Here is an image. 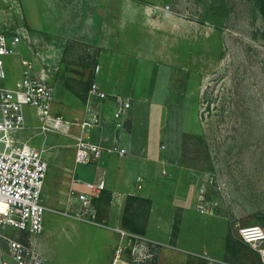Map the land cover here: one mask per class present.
Instances as JSON below:
<instances>
[{
  "label": "rangeland",
  "instance_id": "1",
  "mask_svg": "<svg viewBox=\"0 0 264 264\" xmlns=\"http://www.w3.org/2000/svg\"><path fill=\"white\" fill-rule=\"evenodd\" d=\"M260 1H0V31L29 36L17 55L3 57L6 79L0 80V88L14 87L21 58L36 57L41 65L35 70H49L52 114L65 121H82L97 65V77L111 70L125 72L110 56L136 48L139 18L140 52L145 54L140 57L141 81L142 68L154 67L155 77L163 69L169 72L159 151L154 160L150 153H140V167L152 165L148 176L140 170L146 175V192L135 189L134 195L113 197L106 190L111 196L105 194L93 205L96 215L89 219L75 218L79 208L73 205L72 217L64 215L68 182L74 167V177L85 182L99 177L104 166H74L79 128L42 133L34 110L24 108L28 128L18 138L45 150L48 163L41 198L53 212L43 215L45 264H264L239 235L242 228L264 229ZM145 114L140 126L144 143ZM88 135L94 132L85 131L84 138ZM116 158L110 156L108 162L107 189L123 185L130 191L138 172L115 171ZM74 188L86 191L79 184ZM67 226H76L75 234H64ZM134 226L143 232L131 231ZM116 228L123 232L121 242L114 236Z\"/></svg>",
  "mask_w": 264,
  "mask_h": 264
},
{
  "label": "built area",
  "instance_id": "2",
  "mask_svg": "<svg viewBox=\"0 0 264 264\" xmlns=\"http://www.w3.org/2000/svg\"><path fill=\"white\" fill-rule=\"evenodd\" d=\"M2 1V0H0ZM25 39L26 32L0 31V80L6 79L3 57L17 55L15 50ZM22 72L13 88H0V264H45V259L34 244L35 237L43 233V215L53 212L42 204V190L48 173L45 150L32 146L18 138L28 128V114L24 108H32L42 133H67L71 126L79 128L75 140V165H90L105 152L109 156L123 158L129 154L126 140V123L130 119L131 99L125 96L110 95L102 89L97 76L101 67L94 71V81L87 93L85 115L80 122L65 121L52 114L54 101L53 88L49 81V70L41 65L36 57L21 58ZM111 96V98L109 97ZM110 113L107 114V108ZM112 118L113 136L107 146L95 143L85 131L100 127L103 118ZM79 184L86 190H75ZM137 193L144 189V177L135 179ZM106 189L104 178L96 183L79 181L74 170L68 182V208L65 216L72 217L71 205L79 208L74 217L79 220L93 218L96 211L92 200ZM14 233L15 236H12ZM123 235V232H121ZM242 241L251 245L264 262V229L260 227L242 228L239 231Z\"/></svg>",
  "mask_w": 264,
  "mask_h": 264
},
{
  "label": "crops",
  "instance_id": "3",
  "mask_svg": "<svg viewBox=\"0 0 264 264\" xmlns=\"http://www.w3.org/2000/svg\"><path fill=\"white\" fill-rule=\"evenodd\" d=\"M121 25L124 24V20L121 21ZM136 36L137 38L136 43L133 46H136L135 49L129 50V52H117L116 54H112L110 57L114 58L116 63L115 67L126 69L125 72H119L115 70V72L107 71L103 77V75L97 77V81L100 78V86L104 91L111 95H119L129 97L132 101V109L130 111V119L126 123V140L125 144L129 148V154L123 158H116L118 164L116 166L115 171L120 169H130L136 170L137 176L142 175L145 177L148 176L150 171V166H146L145 168L140 167V153L145 151L151 154V158L155 159V155L159 151V139L161 135V128L165 125L167 121V82L169 77L168 69H163L161 72L156 75L154 74V67H148L146 69L142 68L143 72V79L141 81V70H140V63L144 66V62L140 59V57L145 56L144 53L141 54L140 50V18L137 21L136 27ZM132 46V47H133ZM124 58L122 60L123 65H117L118 59ZM150 58V55H149ZM104 74V73H102ZM110 107L107 108V114L110 113ZM109 110V111H108ZM146 112L144 121L148 124V128L146 131V143L140 142V126L142 125L143 121V112ZM94 132V135H91V140L95 143H101L104 146H107L112 139L113 136V125L112 121H110L109 115L103 119V123L100 127L91 130ZM142 143V144H141ZM106 156L104 161H102V157ZM150 160V159H149ZM110 161V156L107 155L105 152L101 155V157L97 160H92L90 165H94L96 170H99L100 166L103 165L104 168L102 169L101 175L98 177H94L93 180H87L85 182L89 183H96L99 179L104 178L106 182V175L108 173V162ZM144 161V159H142ZM145 162V161H144ZM154 162V161H153ZM152 162V163H153ZM89 165V166H90ZM88 166V165H87ZM144 169V170H143ZM75 170V167L74 169ZM140 170L146 173L144 176L140 174ZM136 176V177H137ZM98 177V178H97ZM135 177V179H136ZM144 182L146 179L144 178ZM135 180L132 181L130 185V191L124 190L126 189L125 186L120 185L121 188L116 190H109L107 189V182H106V189L111 191L113 197H123L125 194L134 195L135 193ZM146 187V185H145ZM126 191V193H125ZM146 191L143 190L142 193ZM140 194V193H137ZM76 226H68L64 228V234H75ZM114 236L116 237L117 241L121 242L123 237L120 235L122 231L119 228L113 229ZM44 238L36 237L34 239V244L38 248L41 254L43 247ZM88 264V263H85Z\"/></svg>",
  "mask_w": 264,
  "mask_h": 264
},
{
  "label": "trees",
  "instance_id": "4",
  "mask_svg": "<svg viewBox=\"0 0 264 264\" xmlns=\"http://www.w3.org/2000/svg\"><path fill=\"white\" fill-rule=\"evenodd\" d=\"M260 2H261V11L264 12V0H261ZM105 194H108V197L111 196V194L107 193L106 190H104L97 198H95V199L92 200V204L95 206L96 203L99 201V199L102 198V197H104ZM129 198H131V197H129ZM124 222H125V219L122 222V228L123 227L124 228L126 227V225L124 224ZM131 231L136 232L138 234H140V233L143 232V231L140 232V230L136 226L132 227Z\"/></svg>",
  "mask_w": 264,
  "mask_h": 264
}]
</instances>
